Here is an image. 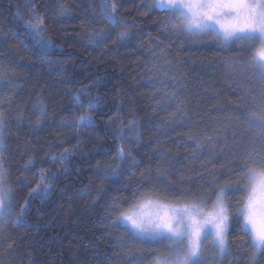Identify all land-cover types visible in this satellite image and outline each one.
Masks as SVG:
<instances>
[{"label":"trees","instance_id":"16d2710c","mask_svg":"<svg viewBox=\"0 0 264 264\" xmlns=\"http://www.w3.org/2000/svg\"><path fill=\"white\" fill-rule=\"evenodd\" d=\"M99 2L0 0L2 155L13 214L29 201L26 226L1 229L0 264H153L167 241L128 238L119 212L148 197L209 204L215 185L254 166L245 152L264 153V138L244 120L264 103V81L229 67L231 57L249 53L239 44L224 48L211 33L171 29L153 0H116L122 23L108 26ZM33 9L45 19L47 49L35 46L18 18L32 19ZM102 28L106 38L96 39ZM123 30L129 37L117 39ZM80 115L93 126H61ZM65 148L66 162L50 159ZM41 169L50 190L29 200ZM227 195L234 205L242 193ZM241 236L232 225L231 254L219 264H248Z\"/></svg>","mask_w":264,"mask_h":264},{"label":"snow or ice","instance_id":"6c2138e0","mask_svg":"<svg viewBox=\"0 0 264 264\" xmlns=\"http://www.w3.org/2000/svg\"><path fill=\"white\" fill-rule=\"evenodd\" d=\"M156 8L167 11L166 19L173 30L198 37L206 33L215 35L224 48L239 44L237 51L243 55L230 58L231 71H251L264 81V0H153ZM98 7L100 17L104 23L116 27L122 23L117 15L119 12L116 0H100ZM60 14L64 15L66 8L60 6ZM22 20L27 35L31 37L35 46L47 49L52 46L51 39L45 38V19L37 15L35 9L32 19ZM107 32L101 29L95 33L96 39H105ZM130 33L123 30L117 39L128 38ZM93 38L90 37V42ZM243 60L238 67L235 62ZM87 95V92H84ZM78 105L83 102L76 97ZM96 104L89 103L88 109H95ZM245 123L255 129L264 138V103L258 105V110L247 113ZM39 123V120L37 121ZM131 123V122H130ZM62 127L74 126L87 128L93 126L90 115H80L69 124L61 122ZM5 121L0 114V227L11 223L15 227L26 226L25 213L29 201L26 200L13 214L15 192L8 183L10 173L4 165L2 150L4 148L3 129ZM124 139L123 135L119 137ZM70 150L65 148L59 155L50 157L52 160L66 162ZM118 158L123 160L124 147L117 149ZM244 159L251 161L254 166H246L235 179H228L223 184L215 185L212 192L215 199L211 209L206 211L208 198H201L198 202H184L178 204L163 203L158 199L145 198L143 202L133 204L127 211H121L115 217L116 223L125 229L126 235L139 242L159 243L167 241V252L163 255L155 254L153 264H202L205 243L215 249L221 258L231 254V243L228 238L230 227L235 225L242 234L240 243L250 248L248 264H259V258L264 256V153L245 152ZM29 161L25 168L33 167ZM116 171V169H113ZM36 186L29 191V200L40 197L46 198L49 179L45 170L39 172ZM242 193L236 198L235 204L228 193ZM11 218V219H10Z\"/></svg>","mask_w":264,"mask_h":264},{"label":"rangeland","instance_id":"374dc122","mask_svg":"<svg viewBox=\"0 0 264 264\" xmlns=\"http://www.w3.org/2000/svg\"><path fill=\"white\" fill-rule=\"evenodd\" d=\"M212 35L215 36L214 34H212ZM1 76H2V73L0 71V83L2 81L1 80ZM46 183L49 185L50 181H46ZM148 198L158 199V200H160L163 203H171V204H178V203H184V202H191V201H193V200H190V201L170 202V201H166L165 199L158 198V197H148ZM143 200H141L139 202H143ZM195 201L198 202L199 200H195ZM211 205H212V202L208 204V206H207V208L205 210L206 211L210 210L211 209ZM2 227H0V233H1ZM221 259L222 258L219 256L218 253H216L215 249H213L211 246H209L208 242H206L205 243V250H204V256H203L202 264H212V263L213 264H219L221 262Z\"/></svg>","mask_w":264,"mask_h":264}]
</instances>
